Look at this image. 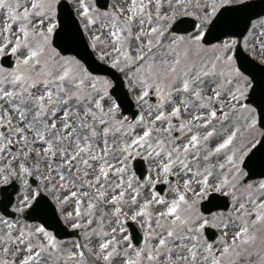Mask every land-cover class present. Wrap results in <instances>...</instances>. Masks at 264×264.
<instances>
[{
	"label": "snow or ice",
	"instance_id": "1",
	"mask_svg": "<svg viewBox=\"0 0 264 264\" xmlns=\"http://www.w3.org/2000/svg\"><path fill=\"white\" fill-rule=\"evenodd\" d=\"M253 9L0 0V264H264Z\"/></svg>",
	"mask_w": 264,
	"mask_h": 264
},
{
	"label": "water",
	"instance_id": "2",
	"mask_svg": "<svg viewBox=\"0 0 264 264\" xmlns=\"http://www.w3.org/2000/svg\"><path fill=\"white\" fill-rule=\"evenodd\" d=\"M250 2L254 5V9L252 12V18L253 19L257 18L255 15L256 13H264V0H251ZM98 70L103 72L104 71L103 66H100ZM69 233L71 235V232H68V231L63 232L62 231L61 235L64 238L65 236H68Z\"/></svg>",
	"mask_w": 264,
	"mask_h": 264
},
{
	"label": "rangeland",
	"instance_id": "3",
	"mask_svg": "<svg viewBox=\"0 0 264 264\" xmlns=\"http://www.w3.org/2000/svg\"><path fill=\"white\" fill-rule=\"evenodd\" d=\"M257 22V19L253 21V23H256ZM69 240H73V239H69Z\"/></svg>",
	"mask_w": 264,
	"mask_h": 264
}]
</instances>
